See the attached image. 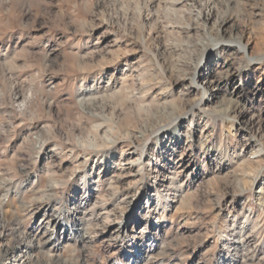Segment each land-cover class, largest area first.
<instances>
[{
    "label": "rangeland",
    "instance_id": "rangeland-1",
    "mask_svg": "<svg viewBox=\"0 0 264 264\" xmlns=\"http://www.w3.org/2000/svg\"><path fill=\"white\" fill-rule=\"evenodd\" d=\"M0 264H264V0H0Z\"/></svg>",
    "mask_w": 264,
    "mask_h": 264
},
{
    "label": "bare ground",
    "instance_id": "bare-ground-1",
    "mask_svg": "<svg viewBox=\"0 0 264 264\" xmlns=\"http://www.w3.org/2000/svg\"><path fill=\"white\" fill-rule=\"evenodd\" d=\"M242 49H244V51L245 52H247V48L246 47H242ZM206 60V58H204V61ZM19 97V95L17 96V98ZM174 135L175 137H179L180 136V129H179V126H177V127H174L173 129H170V130H167L166 131V133H165V136H164V138L162 139V143H161V147H163V145H164V142L167 140L168 141V138L170 137V135ZM178 139V138H177ZM112 143H114V142H112ZM146 148V147H145ZM137 147H134L133 149H132V151L130 152V153H128V162H129V165H130V169H133L134 168V166H135V164H136V161H138L140 164H143L144 163V150L145 149H143V152L141 153V152H138L137 151ZM139 150V149H138ZM137 152V153H136ZM104 161H109V158L108 157H106L105 159H104ZM91 188V187H90ZM86 194L87 195H89L90 194V190H88L87 192H86ZM150 200L152 199V197L151 198H149ZM86 199L84 200V201H82L83 202V204H85L86 203ZM150 202V201H149ZM48 209H46L45 210V215H47V217L48 216H50V214H48ZM44 215V216H45ZM132 215H133V213H131L129 216H127V218H126V220H125V222L124 223H122V225L120 226V228L119 227H117V228H119L120 230H123V229H126L127 228V226H128V224H129V222L131 221V218H132ZM45 218V217H44ZM47 221V220H46ZM45 221V222H46ZM51 223V222H50ZM50 226V225H49ZM55 228V227H54ZM53 228V229H54ZM49 229V228H48ZM52 229V230H53ZM118 233V231H116L115 230V233ZM251 239H250V237L248 236V235H244L243 237L241 236L240 238H239V240H238V242L240 243V244H242V245H247V244H249V241H250ZM238 243V244H239ZM236 248H238V245L236 246Z\"/></svg>",
    "mask_w": 264,
    "mask_h": 264
}]
</instances>
